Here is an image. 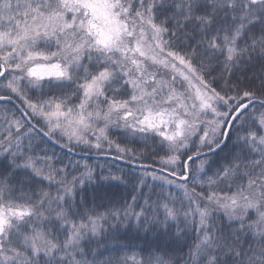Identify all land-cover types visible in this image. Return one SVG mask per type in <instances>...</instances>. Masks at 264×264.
Returning <instances> with one entry per match:
<instances>
[{
    "label": "snow or ice",
    "instance_id": "6c2138e0",
    "mask_svg": "<svg viewBox=\"0 0 264 264\" xmlns=\"http://www.w3.org/2000/svg\"><path fill=\"white\" fill-rule=\"evenodd\" d=\"M0 264H264V0H0Z\"/></svg>",
    "mask_w": 264,
    "mask_h": 264
},
{
    "label": "trees",
    "instance_id": "16d2710c",
    "mask_svg": "<svg viewBox=\"0 0 264 264\" xmlns=\"http://www.w3.org/2000/svg\"><path fill=\"white\" fill-rule=\"evenodd\" d=\"M120 191H122V189H121ZM118 194H119V193H118Z\"/></svg>",
    "mask_w": 264,
    "mask_h": 264
}]
</instances>
